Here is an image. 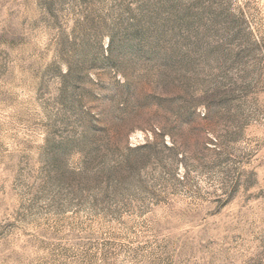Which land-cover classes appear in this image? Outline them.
<instances>
[{
	"label": "rangeland",
	"instance_id": "1",
	"mask_svg": "<svg viewBox=\"0 0 264 264\" xmlns=\"http://www.w3.org/2000/svg\"><path fill=\"white\" fill-rule=\"evenodd\" d=\"M0 264H264V0H0Z\"/></svg>",
	"mask_w": 264,
	"mask_h": 264
}]
</instances>
